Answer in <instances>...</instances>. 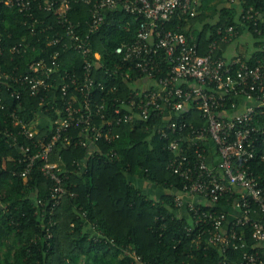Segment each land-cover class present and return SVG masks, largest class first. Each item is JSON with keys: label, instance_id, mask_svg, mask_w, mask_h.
<instances>
[{"label": "built area", "instance_id": "obj_1", "mask_svg": "<svg viewBox=\"0 0 264 264\" xmlns=\"http://www.w3.org/2000/svg\"><path fill=\"white\" fill-rule=\"evenodd\" d=\"M224 1L230 5L239 2ZM78 3L89 6L85 27L69 17L72 6ZM200 3L201 0H0V5L17 7L24 13L34 34L41 21L33 10L52 12L60 8L57 24L61 30L47 44L56 49L44 50L48 58L32 60L20 75L0 73V82L8 88L26 87L33 96L41 93L43 111H47L43 108L48 104L52 108L60 105L61 109H56L59 117L51 121L50 137L41 135L38 127L18 133L31 140L35 148L21 174L25 176L36 159L43 161L41 171L52 181L48 199L52 216L65 197L76 195L67 182V171H62L59 161H50L55 142L74 140L75 146L87 147L85 157L73 162L76 170L83 173L91 154L100 153L97 146L93 147L96 142H114L123 125H145L173 153L167 169L183 182L182 189L175 193V207L187 215L177 216L189 220L186 230L197 248L217 250L223 257L218 264H264V171L258 170L260 164L264 165V56L254 58L252 64L238 55L227 61L215 57L217 41L201 53L196 42L190 43L184 33L168 28L177 16L196 15ZM117 11L140 22L135 39L114 49L118 60L110 69L108 63L101 62V53L93 49L90 35L100 30L106 15ZM239 15L242 21L253 19L255 27L257 19L264 22L262 13L253 8L241 10ZM236 34L235 26L217 33L225 44ZM29 46L20 42L11 51L25 53ZM68 51L83 59L80 79L65 70L61 75L62 53ZM94 67L102 68L105 77L129 82V93L117 95L119 88L114 85L97 99L91 90L103 91L104 83H95L91 75ZM55 74H60L61 81H68L82 98L69 96L68 83L54 84ZM52 87H60V102H55L56 94L50 93ZM193 108L199 112L197 117L191 112ZM187 115L193 121H187ZM11 117L14 126L25 127L14 114ZM5 134L16 141L12 134ZM20 149L30 151L29 147ZM41 206L44 207L42 203ZM51 237L47 229V238ZM134 261L142 264L139 256H134Z\"/></svg>", "mask_w": 264, "mask_h": 264}, {"label": "trees", "instance_id": "obj_2", "mask_svg": "<svg viewBox=\"0 0 264 264\" xmlns=\"http://www.w3.org/2000/svg\"><path fill=\"white\" fill-rule=\"evenodd\" d=\"M249 8L264 16V0H239L233 5L224 0H201L196 15L177 16L168 28L184 33L190 43L196 42L201 53L217 41L215 57L223 58L226 48L247 30L261 41L254 44L258 49L251 55L238 56L252 64L254 58L264 56V22L257 19L255 27L253 19L240 20L239 12ZM59 11V7L52 12L35 8L33 14L41 22L34 34L30 31V19L17 7L0 5V73L20 75L27 71L32 60L48 58L44 50L56 49L47 44L61 30L57 24ZM69 17L73 23L85 27L89 6L74 4ZM139 22L122 11L105 16L100 30L90 35L91 45L101 53L103 64L108 63L110 69L115 66L118 57L114 49L135 39ZM49 26L53 29H48ZM229 26H235L237 34L227 44L221 43L217 33ZM20 42L30 45L27 51L12 52L11 48ZM61 60V75L65 70L74 72L78 79L83 76L80 54L63 52ZM59 75H54L57 80L54 84L68 83L69 96L82 98ZM91 75L96 84L104 83L103 91L91 90L97 99L114 85L119 88L117 95L124 97L129 93V82L120 77H105L102 68L94 67ZM59 89L52 87L50 92L56 94L55 102L63 98ZM30 93L26 87L8 88L0 82V264H135L134 256H139L142 264H218L222 260L217 250L197 248L186 230L189 220L176 216L175 192L182 189L183 182L167 169L173 153L145 125H123L114 142H96L93 147L97 146L100 153L91 154L83 173L76 170L73 162L85 157L87 147L75 146L74 140L55 142L50 161H59L62 171H67V182L76 195L65 197L50 216L48 199L52 181L43 175V161L38 159L22 176L26 160L35 148L31 140L18 133L38 127L41 135L50 137L51 121L59 117L57 110L61 109L60 105L52 108L48 104L43 108L47 111H43L42 94ZM193 111L197 117L199 112L195 108ZM11 114L25 127L14 126ZM185 118L193 121L189 115ZM5 133L15 136L16 141ZM20 146L29 147L30 151H22ZM258 170L263 172L264 165L260 164ZM134 179L160 186L167 193L158 199L150 197L134 184ZM47 229L52 234L49 239Z\"/></svg>", "mask_w": 264, "mask_h": 264}, {"label": "rangeland", "instance_id": "obj_3", "mask_svg": "<svg viewBox=\"0 0 264 264\" xmlns=\"http://www.w3.org/2000/svg\"><path fill=\"white\" fill-rule=\"evenodd\" d=\"M257 41L261 40L253 38L247 30H243V32L233 40L230 46L226 48L223 52V56L227 61H230L235 55L244 54L245 56H249L258 49L254 45Z\"/></svg>", "mask_w": 264, "mask_h": 264}, {"label": "crops", "instance_id": "obj_4", "mask_svg": "<svg viewBox=\"0 0 264 264\" xmlns=\"http://www.w3.org/2000/svg\"><path fill=\"white\" fill-rule=\"evenodd\" d=\"M134 184H136V186L138 188H140V190L142 192H144L148 196L156 198V199L160 198L162 195L167 193L166 190L163 189L162 187L156 186V185L151 184V183H147V182L141 181L139 179H134ZM194 200L199 202L200 204H207V202L202 200V199L195 198ZM175 213H176V216L177 215L187 216L185 214V212L182 211V210L180 212L177 210Z\"/></svg>", "mask_w": 264, "mask_h": 264}]
</instances>
